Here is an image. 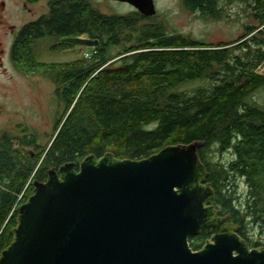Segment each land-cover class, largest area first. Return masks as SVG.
<instances>
[{"label":"trees","instance_id":"obj_1","mask_svg":"<svg viewBox=\"0 0 264 264\" xmlns=\"http://www.w3.org/2000/svg\"><path fill=\"white\" fill-rule=\"evenodd\" d=\"M47 1L48 12L21 27L11 60L24 74L50 78L64 110L44 148L36 134L0 130V256L14 239L19 205L49 169L70 161L78 167L88 155L108 152L142 159L194 141L203 142L198 151L219 215H228L242 237L249 220L264 233V107L247 102L264 86L257 71L264 62V0H226L247 3L257 23L246 24L235 41L217 43L170 32L138 10L107 14L91 0ZM220 1L183 0L214 18L225 16ZM80 35L99 40L90 58L46 62L32 47L53 37L59 42L54 51L69 49L80 43L62 37ZM114 46L121 49L112 53ZM195 81L194 89L182 88ZM25 146H34L35 154ZM217 152L232 156L219 159ZM206 237L197 235L192 248H202Z\"/></svg>","mask_w":264,"mask_h":264},{"label":"water","instance_id":"obj_2","mask_svg":"<svg viewBox=\"0 0 264 264\" xmlns=\"http://www.w3.org/2000/svg\"><path fill=\"white\" fill-rule=\"evenodd\" d=\"M119 1L157 14L155 0ZM62 41L99 44L84 35ZM201 146L171 144L142 159L91 154L78 167L49 169L19 205L0 264H264V247L216 215ZM202 233L212 238L195 250L190 238Z\"/></svg>","mask_w":264,"mask_h":264},{"label":"rangeland","instance_id":"obj_3","mask_svg":"<svg viewBox=\"0 0 264 264\" xmlns=\"http://www.w3.org/2000/svg\"><path fill=\"white\" fill-rule=\"evenodd\" d=\"M26 0H0V18L7 24H15L16 28L37 19L49 10L48 1L40 0L24 6ZM102 12L107 14H126L137 10L132 4L119 0H91ZM5 3V6L2 3ZM157 14L155 20L163 21L170 32H180L187 36L203 40L208 43L220 41L231 42L238 39L246 31V24H256L250 14L252 8L244 2L228 3L221 0L225 16L214 18L202 16L199 12L188 9L183 0H155ZM4 31V26L0 29ZM0 41L6 53L2 55L0 64V130L7 129L15 136L36 134L42 148L46 147L54 133L56 119L64 110V105L56 94L54 82L43 75L24 74L12 62L9 49L13 42L10 35L0 34ZM58 40L46 37L33 43V50L42 61H65L83 56L89 48L83 44L75 47L54 51L53 46ZM121 47L114 46L112 53L118 52ZM264 67V62L261 64ZM260 65V66H261ZM259 68V67H258ZM264 70V69H263ZM264 74V72H263ZM200 81L182 85L183 89L192 90ZM247 102L264 107V86L259 87L247 98ZM16 146H19L16 141ZM25 152L35 154L34 146L23 147ZM219 159L228 160L232 153L221 154ZM240 188L244 190L245 184L241 182ZM243 237L250 246L264 247V233L256 223L250 220L245 225ZM196 237V236H195ZM195 237L190 238V244ZM211 240L206 237L203 245Z\"/></svg>","mask_w":264,"mask_h":264},{"label":"flooded vegetation","instance_id":"obj_4","mask_svg":"<svg viewBox=\"0 0 264 264\" xmlns=\"http://www.w3.org/2000/svg\"><path fill=\"white\" fill-rule=\"evenodd\" d=\"M29 3H31V2H29L28 0H26L25 3H24V6L27 7V5H28ZM2 5L5 6V3L3 2ZM0 25L4 26V28H5L4 31H2V28L0 29V34H1V35H2V34H5V35H10L11 37H13V42H12L11 47H10V49H9V55H10V57H11V48H12V45H13L14 41L16 40V38H17L19 32H20L21 27L17 29V28L15 27V26H16L15 24H7V25H6L5 20H3V19H1V18H0ZM58 43H59V42H58ZM58 43H57V44H58ZM5 53H6V49H5V47L2 46V41H0V64H2L1 57H2V55H4ZM216 215H217V216H221V215H219V213H217ZM228 223H231L230 218H229ZM206 234H209V235H210V238H212V234H213V233H212V234H211V233H206ZM207 240H208V239H207Z\"/></svg>","mask_w":264,"mask_h":264},{"label":"built area","instance_id":"obj_5","mask_svg":"<svg viewBox=\"0 0 264 264\" xmlns=\"http://www.w3.org/2000/svg\"><path fill=\"white\" fill-rule=\"evenodd\" d=\"M97 52V50H96V47L95 46H93V47H89L87 50H85L84 52H83V56L84 57H86V58H90V57H92L95 53ZM264 67H262V65L261 66H259V68H258V72L259 73H263L264 72Z\"/></svg>","mask_w":264,"mask_h":264}]
</instances>
